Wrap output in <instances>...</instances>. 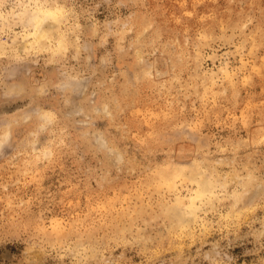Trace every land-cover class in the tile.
Returning a JSON list of instances; mask_svg holds the SVG:
<instances>
[{
	"label": "rangeland",
	"instance_id": "obj_1",
	"mask_svg": "<svg viewBox=\"0 0 264 264\" xmlns=\"http://www.w3.org/2000/svg\"><path fill=\"white\" fill-rule=\"evenodd\" d=\"M0 264H264V0H0Z\"/></svg>",
	"mask_w": 264,
	"mask_h": 264
},
{
	"label": "bare ground",
	"instance_id": "obj_2",
	"mask_svg": "<svg viewBox=\"0 0 264 264\" xmlns=\"http://www.w3.org/2000/svg\"><path fill=\"white\" fill-rule=\"evenodd\" d=\"M51 13H52L51 8L40 7V8L35 10V14H34L33 18L35 19L36 31H37V34H38V37L40 38V40L46 34H49L53 30V28L56 26V24L53 25L54 22H58V18L56 16L52 18V22H51V18H50ZM45 21H46V23H45ZM168 165H169L168 167L170 169V164L168 163ZM168 167H166V168H168ZM172 167H175V165H172ZM169 169H167L166 171L169 172ZM174 170H175V168H174Z\"/></svg>",
	"mask_w": 264,
	"mask_h": 264
}]
</instances>
